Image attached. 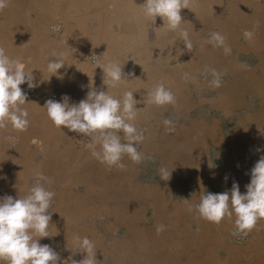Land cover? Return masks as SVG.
<instances>
[{
    "label": "crops",
    "instance_id": "obj_1",
    "mask_svg": "<svg viewBox=\"0 0 264 264\" xmlns=\"http://www.w3.org/2000/svg\"><path fill=\"white\" fill-rule=\"evenodd\" d=\"M143 4L144 1L105 0L98 5V12L92 13L88 0H8L7 7L0 10V47L10 58H19L25 72L31 73L38 84L33 89L27 83L20 86L27 95V104L21 106L29 113L27 130L16 131L10 124L0 128V199L23 197L37 183L55 193L48 209L54 213L49 237L40 238L38 243L49 245L59 255L57 264L70 256L83 259L84 253L73 254L76 235L88 237L95 249L100 246L97 235L86 223L93 215L109 220L110 225L103 222L105 225L128 229L130 236L133 235L129 226L142 230L139 233L138 229L131 237L136 250L131 257L113 258L104 252L103 264H107L105 256L112 264H264V219L257 222L239 245L230 240L234 236V215L216 224L195 216L194 210L189 211L203 192L219 193L221 188L230 192L232 186L211 185L202 177L203 167L209 175L216 172L213 155L218 144L209 143L206 155L194 152L196 149L181 151L173 145L180 146L185 139L176 143L171 138L192 126L186 115L180 117L169 112L174 105L143 103L153 85L162 81L170 88L176 80L173 69L168 67L184 48L177 44V32L165 28L160 17L155 21L144 20L140 27L139 20L145 16L141 17L143 9L139 6ZM247 7L240 4L242 11H248ZM197 8L193 18L199 19L202 14ZM213 22L218 28L225 23ZM155 24L159 25L157 29ZM210 48L223 47L212 44ZM92 55L98 58L92 61ZM52 59H62L65 64L53 76L46 70ZM184 61L179 59L172 67L181 66ZM110 62L120 64L125 74H133L115 88L103 84V71L98 67ZM89 85L118 99L124 91H132L133 99L141 101L135 105L141 111L133 123L144 135L143 142L136 145L146 157L142 162L134 163L125 155L121 161L125 168L109 167L91 155L86 147L89 137L57 128L48 119L43 109L47 100L60 101L66 95L69 104L78 103L86 98ZM164 118L173 121L174 133L166 131ZM240 140L244 147L248 146V140ZM157 147L170 150L159 155L153 151ZM162 167L171 172L167 181L159 177L158 170ZM228 171L227 179L232 178L233 184L236 171L230 168ZM38 172L49 180L38 181ZM125 211L132 215L126 216L125 223L117 222L116 213ZM144 213L146 216L141 218ZM190 221L198 222L197 226ZM161 224L165 230L158 233L156 227ZM74 225V230L67 228ZM187 226L194 231L186 233ZM124 239L127 237L118 240Z\"/></svg>",
    "mask_w": 264,
    "mask_h": 264
},
{
    "label": "clouds",
    "instance_id": "obj_2",
    "mask_svg": "<svg viewBox=\"0 0 264 264\" xmlns=\"http://www.w3.org/2000/svg\"><path fill=\"white\" fill-rule=\"evenodd\" d=\"M7 4L8 0H0V10L7 7ZM188 5L189 0H144V4L139 7L143 9L146 18L155 21L156 17H160L166 22L168 29L174 31L180 29L181 9H188ZM180 36L185 48L191 51L193 44L188 31L180 29ZM243 37L252 40L254 31L245 29ZM208 42L216 47H223L226 55L231 53L226 37L218 32H210ZM64 66L62 59H52L48 61L46 70L53 76ZM98 67L103 71V84L107 87L115 88L133 75L131 72L125 74L118 63L110 62ZM204 72H210L212 76L209 81L211 87L221 86L222 73L207 66ZM188 78V74L184 73L183 79ZM25 83L29 89L38 86L31 73L25 72L21 60L10 58L5 49L0 47V128H6L10 124L16 131L27 130L29 113L26 108L21 107L27 104V95L20 87ZM69 99L66 95L60 101L49 99L43 109L57 128L64 127L70 132L89 137L86 147L94 158L109 167L116 166L120 169L125 168L121 163L125 155L134 163H140L146 158L136 147L143 142L144 135L137 131L133 123L137 113L141 111L135 105L141 101L133 99L132 91H124L118 99L108 91L97 90L89 85L85 99L72 104H69ZM145 102L164 106L175 105L176 100L171 89L161 81L147 92V101L143 100ZM163 124L167 132H175L172 120L164 118ZM159 171L160 179L167 181L171 172L163 167ZM36 177L38 181L49 180L42 172L36 173ZM250 177L246 194H241L238 183L233 182L230 192H203L199 196V202L190 205L189 211L194 210L200 218L216 224L226 216L234 215L235 229L232 235H248L257 222L264 219V156L255 163ZM54 196V192L37 183L23 197L14 199L5 196L0 199V261L6 264H57L59 255L49 245L38 243L40 238L49 237L51 214H48V209ZM164 230L163 224L156 227L158 233ZM73 241V254L84 253L83 259L77 261L70 256L61 261V264H98L93 241L78 235L73 237Z\"/></svg>",
    "mask_w": 264,
    "mask_h": 264
},
{
    "label": "rangeland",
    "instance_id": "obj_3",
    "mask_svg": "<svg viewBox=\"0 0 264 264\" xmlns=\"http://www.w3.org/2000/svg\"><path fill=\"white\" fill-rule=\"evenodd\" d=\"M88 1L92 3L90 10L94 13L98 12V5L105 0ZM135 1L143 3L144 0ZM191 3L192 8L190 9ZM240 4L245 7L248 5V11L247 9L242 11ZM195 7H198L197 12L202 14L199 19L193 18ZM216 10L218 11L216 12ZM230 10L234 12L229 13ZM181 13L183 14L181 15L180 29L188 31L193 49L188 51L185 48L180 36V29L175 30L177 44L184 48L176 53V58L172 59V64L170 63V67H168L173 69V75L176 77L175 81L170 82V89L171 91L174 89L173 94L177 98L174 107L169 112L180 117L186 115L187 123L192 126L185 132L176 131V135L172 136L171 140L176 143H179L177 140L185 139V141L180 146L178 144L173 146L180 148L181 151L183 148L196 149L194 152L206 155V147L209 143L218 144L219 148L216 152L214 151L213 155V160L218 166L215 167L217 173L212 172L209 175L204 172L203 167V179L211 185L227 183L231 187L232 178L227 179L226 175L230 172L229 168L234 169L237 176L234 179L239 185V190L241 194H246V185L250 183L251 169L260 157L264 156V0H249V4L248 0H207L206 2L189 0L188 9H181ZM221 15L224 16L218 17ZM207 19L210 20L205 22ZM144 20L150 19L141 18L139 20L140 27L144 24ZM213 21H225V23L224 25L220 23V28H218ZM123 26L126 27V25ZM150 26L152 25L150 24ZM158 26L155 24V29ZM164 26L168 28L166 23ZM245 29L254 31L252 40H246L243 37ZM210 32H218L226 37V44L231 48L230 54L226 55L223 48H210L212 45L208 42ZM97 58L95 55L91 56L92 61ZM179 59L180 61L185 60V64L172 67ZM205 66L222 73V84L219 88L210 86L209 81L212 76L204 75ZM184 73L189 76L187 80L183 79ZM156 134L159 133L156 132ZM196 134L197 137L194 138ZM240 139L248 140V146L244 147ZM257 149L261 150L257 151ZM169 150V147L153 149L154 153L159 155H163ZM195 158L197 160V156ZM202 163L203 161L201 165ZM159 170L158 173H160ZM75 191L82 192V189H75ZM222 192L224 191L221 188L219 193ZM187 204L190 202L187 201ZM193 213L198 216L195 212ZM48 214L53 215L54 213L48 211ZM116 214L119 215L116 217V221L123 223H125L126 216L132 215L129 211ZM146 214H142L141 218H144ZM194 215H191L192 219H194ZM103 222L110 225L109 220L96 219L94 215L86 220L87 225L90 226L88 227L95 232L99 239L100 246L96 249L98 264H103L104 252L112 255L113 258L120 259L128 255L131 257L136 252L133 249L135 243L131 237L136 234L138 229L139 233L142 230L135 226H129L133 235L130 236L128 229L105 225ZM195 223L198 224V222ZM195 223L191 222L192 225H196ZM67 228L74 230L75 225ZM188 231L194 230L187 226L186 233ZM124 236L127 239L118 240ZM246 239L247 237L244 235L230 237L234 244L239 245L243 244ZM132 244L134 245L132 246ZM105 258H107V264H112L108 256ZM74 259L81 260L78 257H74Z\"/></svg>",
    "mask_w": 264,
    "mask_h": 264
},
{
    "label": "bare ground",
    "instance_id": "obj_4",
    "mask_svg": "<svg viewBox=\"0 0 264 264\" xmlns=\"http://www.w3.org/2000/svg\"><path fill=\"white\" fill-rule=\"evenodd\" d=\"M192 4V3H191ZM191 9V8H190ZM229 87V86H228ZM217 136V135H216ZM127 214V213H126ZM131 216V215H130ZM133 217V216H132ZM129 224V223H128ZM137 224V223H136ZM137 228V227H136ZM54 244V243H53ZM73 245V244H72Z\"/></svg>",
    "mask_w": 264,
    "mask_h": 264
}]
</instances>
